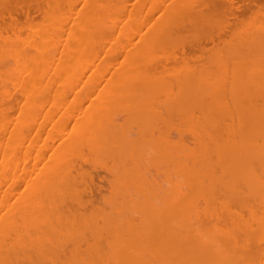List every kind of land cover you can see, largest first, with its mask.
I'll return each mask as SVG.
<instances>
[{"label":"bare ground","instance_id":"1","mask_svg":"<svg viewBox=\"0 0 264 264\" xmlns=\"http://www.w3.org/2000/svg\"><path fill=\"white\" fill-rule=\"evenodd\" d=\"M26 1L0 0V264H264L262 0Z\"/></svg>","mask_w":264,"mask_h":264},{"label":"rangeland","instance_id":"2","mask_svg":"<svg viewBox=\"0 0 264 264\" xmlns=\"http://www.w3.org/2000/svg\"><path fill=\"white\" fill-rule=\"evenodd\" d=\"M237 1H238V0H234V1L232 2V5H233L234 7L236 6L235 8L232 6V8H233V12H234V13H237V14H235L236 17H235V15H234V13H233L232 15H230V16H232V17L228 16L230 22H233V20H235V18L239 17V15H242V14H240L241 12L244 14L245 12H247V10H249L247 13H252V11H254V10L252 9L251 12H250V9H251L253 6H255V5L257 6V7L255 6L257 9L254 8L255 11H258V12H259V9H258V8L261 7V6H263L262 9H261L262 11H263V8H264V5H263L264 3H262V2H264V0H262V2H260L261 0H260V1H259V0H252L253 3H256L255 5L253 4V6H252V4H251L252 2L250 3L251 6L249 5L250 0H247V1H245V0H243V1L239 0V1H241V2H240V3L238 2V5L236 4ZM244 1H245V4L248 3L247 7L245 6ZM258 1L260 2V3H259V5H260L259 7H258V4H257ZM26 2H28L30 5H32L33 2H34V0H31L30 2H29V1H26ZM39 2H40V1H39ZM235 2H236V3H235ZM43 3H44V2H43ZM261 3H262V4H261ZM242 4H243V5H242ZM33 5H34V4H33ZM40 5H43V4L41 3ZM241 5H242V7H240ZM34 6H35V5H34ZM244 6H245L246 8H245ZM238 7H240V8H238ZM250 7H251V8H250ZM242 8H243V11L241 10ZM247 8H250V9H247ZM237 9L240 11V13H238L239 11H237ZM261 10H260V12H262ZM260 12H259V13H260ZM31 13H34V10H31ZM247 13H246V14H247ZM227 14H228V13H227ZM22 15H23V14L19 13V16H20V19H21V20H23ZM33 15H34V16L36 15L35 18L38 19V20L41 18V17L39 18V14H38V13H34ZM228 15H229V14H228ZM248 15L250 16V14H248ZM261 15H262V14H261ZM37 16H38V17H37ZM23 17H24V15H23ZM240 17H241V16H240ZM240 17H239V18H240ZM244 17L247 18V16L242 15V17H241L240 19H242V18L244 19ZM228 18H226V19L228 20ZM230 18H233V19H230ZM239 18H237L235 21H236V22H239V21H237V20H239ZM24 19H25V18H24ZM224 20H225V19H224ZM227 24H228V23H227ZM225 26H227V25H225ZM217 30H219V29H217ZM220 30L223 32L222 34H221L220 31H219V32L217 31V32L220 34V36L223 35V37H224V36H225L224 33H226V31H225L226 29H224V30H223V29H220ZM213 32H214V31H213ZM227 32H228V31H227ZM214 33H215V32H214ZM215 36H216V33H215ZM208 43H209L210 46H211V40L207 41V45H208ZM208 46H209V45H208ZM208 46H207V47H208ZM192 49H193V48H192ZM154 169H155V168H153V170H154ZM92 171H93V170H91V172H92ZM101 171H102V170H101ZM154 171H156L154 174H158L157 170H154ZM98 172H99V171H98ZM102 172H104V171H102ZM102 172L100 173L101 175H99V173H98L99 176L97 175V171L93 172V173H96L97 177H95V178H97L98 181H99V178H101L100 176L103 177V175H104V173H105V172H104L103 175H102ZM150 173H152V169H151V172H150ZM93 175H95V174H93ZM105 175H106V173H105ZM105 175H104V176H105ZM151 176H152V174H151ZM155 176H157L156 178L159 177L158 175H154L153 177H155ZM93 177H94V176H93ZM95 178H94L93 180H95ZM103 178H105V177H103ZM103 178H101V179H103ZM159 178H160V180H161L162 176H160ZM159 178H158V179H159ZM101 179H100V180H101ZM97 180H96V181H97ZM96 181H95V182H96ZM98 181H97V182H98ZM95 182H94V183H95ZM100 182L102 183V185H101ZM100 182H98V183L95 184V185L97 186V188H95L96 186H94V188H95V192H94V194H93L92 196H93V197L95 196V198H96V197H99L100 194H99L98 192H100V191L103 190L104 188H107V185H108V184H104V185H103V183H106V182H107L106 178H105V181H104V179H103V181L101 180ZM99 183H100V185H101L102 187L99 185ZM97 184H98L100 187H99ZM98 187H99V188H98ZM94 188H93V189H94ZM98 189H99V190H98ZM106 190H107V189H106ZM93 191H94V190H93ZM103 191H104V190H103ZM103 191H102V193L105 192V191H104V192H103ZM96 192H97V193H96ZM100 193H101V192H100ZM87 195H90V194L88 193Z\"/></svg>","mask_w":264,"mask_h":264}]
</instances>
